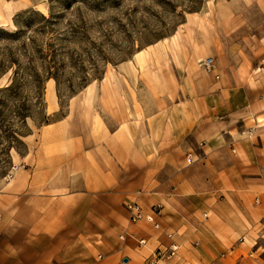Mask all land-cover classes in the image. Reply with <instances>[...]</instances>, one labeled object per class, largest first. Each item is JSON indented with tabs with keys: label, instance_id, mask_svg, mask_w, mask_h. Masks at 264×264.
I'll use <instances>...</instances> for the list:
<instances>
[{
	"label": "crops",
	"instance_id": "0c3cea01",
	"mask_svg": "<svg viewBox=\"0 0 264 264\" xmlns=\"http://www.w3.org/2000/svg\"><path fill=\"white\" fill-rule=\"evenodd\" d=\"M118 69L99 101L119 124L44 126L0 181V264H146L170 245L176 255L157 264H212L264 222V124L249 121L253 93L221 74L172 96L166 70L165 85L155 74L141 88L137 67ZM148 91L150 106L138 105ZM130 202L146 214L161 205L160 230L131 224Z\"/></svg>",
	"mask_w": 264,
	"mask_h": 264
},
{
	"label": "rangeland",
	"instance_id": "374dc122",
	"mask_svg": "<svg viewBox=\"0 0 264 264\" xmlns=\"http://www.w3.org/2000/svg\"><path fill=\"white\" fill-rule=\"evenodd\" d=\"M126 64L137 67L141 88L155 74L165 85L166 70L172 96L222 74L227 86L253 93L249 121L264 124V0H0V181L13 177L26 140L44 126L119 124L99 92ZM150 103L141 93L138 105ZM251 231L210 262L264 264V222Z\"/></svg>",
	"mask_w": 264,
	"mask_h": 264
},
{
	"label": "built area",
	"instance_id": "2783aa9c",
	"mask_svg": "<svg viewBox=\"0 0 264 264\" xmlns=\"http://www.w3.org/2000/svg\"><path fill=\"white\" fill-rule=\"evenodd\" d=\"M213 65V59L207 58L203 62L204 68L210 69ZM190 159V156H188ZM17 166L13 165L11 167V172L17 170ZM126 209L129 213V222L131 224H136L141 221H145L146 223L150 224L155 230H160V223L158 222V218L160 217L161 212V205H155L151 209L150 214H146L142 207L137 204L136 202H130L126 204ZM168 238H172V234H167ZM120 239H124V236H120ZM139 245H145V240H139ZM178 251V247L176 245H170L168 248L159 246L156 248L150 260L146 262V264H157L159 261L171 259L176 255Z\"/></svg>",
	"mask_w": 264,
	"mask_h": 264
},
{
	"label": "bare ground",
	"instance_id": "6f19581e",
	"mask_svg": "<svg viewBox=\"0 0 264 264\" xmlns=\"http://www.w3.org/2000/svg\"><path fill=\"white\" fill-rule=\"evenodd\" d=\"M140 53H138L137 55H139Z\"/></svg>",
	"mask_w": 264,
	"mask_h": 264
}]
</instances>
